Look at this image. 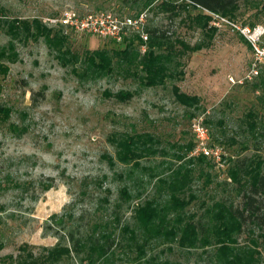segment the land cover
Returning <instances> with one entry per match:
<instances>
[{
    "label": "rangeland",
    "instance_id": "obj_1",
    "mask_svg": "<svg viewBox=\"0 0 264 264\" xmlns=\"http://www.w3.org/2000/svg\"><path fill=\"white\" fill-rule=\"evenodd\" d=\"M262 1L239 0L230 14L210 16L208 27L215 31L207 38L208 32L191 29L183 22L184 12L168 20L165 13L139 11V6L126 0H0V14L5 17L0 18V49L10 42L16 54L13 63L0 61L7 67L5 74L0 73V104L11 111L7 122L0 124V264H41L31 259L44 254L43 248L65 244L53 228L70 225V215L83 237L94 224H111V210L124 185L131 194L140 193L130 205L151 196L154 181L147 184L150 171L160 162H164L162 167L176 165L173 154L183 153L185 145L193 142L190 126L194 118H201L209 146H219L222 155L220 165L209 161L202 167L208 185H204L206 176L197 178L193 172L195 199L186 213L199 216L204 209L201 204L210 205L211 199H227L234 205L239 202L227 170L235 162L264 161V62L254 61L235 27L253 24L264 28ZM181 3L183 0L176 1ZM68 11L78 15L102 12L117 18L140 15L143 29L157 27L172 43L179 39L203 47L175 56L171 69L180 74L166 80L164 86L143 87L124 77V67L116 65L111 75H84L85 52L122 49L137 32L127 30L124 37L129 40L120 45L91 34L64 33L50 20ZM194 13L205 14L199 9ZM34 18L52 32L61 29L68 37L69 52L77 54L78 61L74 63L69 55L65 56L67 62L56 59L42 38L18 41L4 33L2 19ZM136 44L134 40V50ZM172 85L196 96V108L176 103ZM117 92H130L132 98L120 103L107 96ZM248 112L254 113L256 127L252 132L247 129ZM113 133L150 134L158 143V152L139 162L144 170L127 177L130 167L115 162L114 147L108 141ZM48 184L51 187L43 190ZM104 198L108 205L102 202ZM125 206L119 211L120 223L131 225ZM59 221L60 225L52 228L50 224ZM250 230L252 234L247 228L239 234L237 242L255 240L260 264H264V226ZM161 249L145 250L143 260L157 257L172 264H193L194 259L203 257L201 250ZM135 255L134 249H114L102 264H141L142 259L131 261ZM54 264L85 262L80 263L71 253Z\"/></svg>",
    "mask_w": 264,
    "mask_h": 264
},
{
    "label": "trees",
    "instance_id": "obj_2",
    "mask_svg": "<svg viewBox=\"0 0 264 264\" xmlns=\"http://www.w3.org/2000/svg\"><path fill=\"white\" fill-rule=\"evenodd\" d=\"M126 1L139 6V11L151 9L156 13H165L168 20L184 12L183 22H186L189 28L204 30L209 33L206 34L207 38H211L215 29L208 27L209 13L223 16L230 14L239 0H183L181 4H176L177 0ZM262 6H264V0ZM198 9L205 14L194 13ZM0 18L5 17L0 14ZM2 20H4L2 21L4 33L10 39L18 41L30 39L36 42L42 38L46 47L55 52L56 59L67 62L65 56L69 55L74 63L78 61L77 54L69 52L68 37L62 34L61 29L52 32L35 18L30 21ZM144 32L147 36L145 43H142L137 35H133L132 41L127 42L122 49L85 52L82 58L86 71L84 75L87 72L96 76L111 75L116 65L119 68L124 67V77L132 78L143 87L164 86L166 80L175 79L176 75L180 74L171 69L174 57L197 52L203 47L201 43L191 46L179 39H175L172 43L169 37L157 27L144 28ZM128 40L129 38L124 37L118 43L110 41L120 45ZM134 40L137 42V50H134L132 46ZM141 45L145 48L143 52L140 51ZM15 58L16 54L10 42L0 49V61L13 63ZM62 65L65 64L62 63ZM177 65L174 62V66ZM6 71L7 67L0 64V73L5 74ZM170 91L174 101L179 105L185 108H196L198 104L196 96L182 93L175 85L171 86ZM107 96L120 103L132 98L130 92H117ZM10 112V108L0 104V124L7 122ZM245 118L247 129L250 132L254 131L256 127L253 121L254 113L248 112ZM108 141L114 147L115 162L130 167L127 177L136 170H144L139 162L154 157L158 152L157 141L147 133H113ZM192 149L191 141L185 145L183 153L173 154L175 166L172 167L169 163L162 167L164 162H160L150 171L147 184L151 180L154 181L152 195L139 203L130 205L133 199L140 197L139 192L131 194L126 185L119 189L118 198L111 210L113 215L111 224L108 222L94 224L84 237L81 235L80 227L73 225L71 215L68 216L70 225L68 224L67 227L53 228L54 225H60V221L50 224L54 229V235L65 244L57 243L51 248H43L44 254L34 257L31 261L54 264L64 257L69 258L72 253L78 257L80 263L102 264L107 260L109 253L112 254L114 249L120 248L128 252L134 249L136 255L131 258L132 262L142 259L141 264H172L158 260L157 257H149L146 260H143V257L145 250L151 251L162 247L160 252L171 251L174 246L186 251L201 250L203 257H199L200 260L194 259L193 264H260L255 240L249 238L248 244L247 242L239 244L237 237L245 232L246 228L248 234H252L251 227L262 229L264 226V161L256 158L248 163L235 162L228 168L227 175L228 180L235 185L234 189L237 191L239 202L234 205L227 199H211L210 205L201 204L204 209L197 216L194 213H186V208L195 199L191 190L194 180L193 172L197 173V178L206 176L204 185H208L209 178L206 173L203 174L202 167L209 165L211 161L209 162L202 155L192 156ZM107 161L110 166L114 165L111 158H107ZM160 167L162 168L159 170ZM50 187L48 184L43 190ZM102 202L108 205L106 198ZM123 205H126L125 210L130 213L131 225L120 223L119 211ZM121 241H123L122 244Z\"/></svg>",
    "mask_w": 264,
    "mask_h": 264
},
{
    "label": "built area",
    "instance_id": "obj_3",
    "mask_svg": "<svg viewBox=\"0 0 264 264\" xmlns=\"http://www.w3.org/2000/svg\"><path fill=\"white\" fill-rule=\"evenodd\" d=\"M209 15L217 17L212 13H209ZM141 22L140 15L137 18H117L102 12L78 15L71 11L65 12L57 19L50 20V23L55 27L63 29L64 33L69 31L71 34H91L117 43L122 41L127 30L130 29L135 30L142 43H145L147 36ZM235 28L248 44L254 61L257 63L264 62V28L260 26ZM144 49V45H141L140 51L143 52ZM190 127L193 135L192 153L195 156L202 155L215 165H220L222 150L219 146H209L207 130L203 127L201 118H194Z\"/></svg>",
    "mask_w": 264,
    "mask_h": 264
}]
</instances>
